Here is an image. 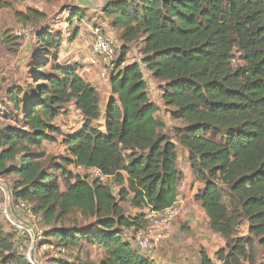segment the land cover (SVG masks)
I'll return each instance as SVG.
<instances>
[{"label": "trees", "instance_id": "trees-1", "mask_svg": "<svg viewBox=\"0 0 264 264\" xmlns=\"http://www.w3.org/2000/svg\"><path fill=\"white\" fill-rule=\"evenodd\" d=\"M101 11L125 38L142 37L140 62L163 81L161 99L183 125L172 137L153 116L157 106L140 63H125L126 47L115 60L101 114L97 90L79 65L57 58L62 34L42 25L35 31L30 82L14 80L0 96V177L16 176L12 199L31 203L47 226L45 241L66 250L56 264H79L89 249L104 254L96 264H156L125 231L144 227V207L160 211L175 201L179 145L201 183L193 198L224 240L214 258L264 264V0H107ZM68 13L70 21L83 18L77 7ZM17 14L23 22L43 19L31 8ZM76 36L77 30L69 39ZM234 50L243 64L233 66ZM67 105L80 113L81 126L62 134L66 155L46 163L42 142L54 140L59 129L52 121ZM71 165L99 168L117 194L110 184L68 170ZM122 203L137 211L125 213ZM72 213L91 221L65 224ZM242 221L248 233L240 236ZM254 238L262 248L258 256ZM6 250L5 263L30 264L24 253ZM200 258L214 264L203 250Z\"/></svg>", "mask_w": 264, "mask_h": 264}, {"label": "rangeland", "instance_id": "rangeland-1", "mask_svg": "<svg viewBox=\"0 0 264 264\" xmlns=\"http://www.w3.org/2000/svg\"><path fill=\"white\" fill-rule=\"evenodd\" d=\"M4 1L5 5L0 6V96L3 93L5 86L14 80L19 82L27 80L30 82L31 79L28 78V72L33 64L32 52L35 43V31L40 29L42 25L43 27L49 26L50 28H53V30L60 31L64 38V42L59 48L57 58L60 61H67L71 63L76 62L79 65L78 73L85 81L89 82L97 90L100 113L103 114L105 104L110 95L109 77L113 69H111V66L105 65L103 62L97 61L92 52L91 44L94 38V33L97 30L112 43L117 57L120 54L121 48L126 47L128 52L125 63L134 61L140 63V68L147 83L148 97L157 106V111L153 114V116L163 120L168 134L173 137L174 128L183 125V121L171 117L169 113L171 108L165 106L161 99L160 86L163 81L152 77L151 73L140 62L142 55L141 48L143 46L142 37L137 35L131 39L125 38L123 36V29L114 27L112 25V19L106 17L102 13L101 8L107 0ZM71 7H77L79 10H81L83 16L81 21H77L75 19L70 21L68 10ZM29 8L41 12L43 14V19L33 18L23 22L17 13L26 12ZM76 30V38L74 40L69 39L73 37ZM233 54V66L243 64V59L240 53L234 50ZM49 63H51V61ZM115 65L116 63L112 65V68H114ZM66 110V113L61 114L52 121L53 124L59 129L57 133H53L54 140L42 142L40 149L45 154L43 160L46 161V163L50 160V158H54L56 161H58L60 156L66 155L65 148L62 144V134L73 132L81 126L82 118L80 113L71 105H67ZM99 122L101 123V120ZM177 147L178 162L185 161L186 163V154L179 145H177ZM67 169L77 173V170L73 165L68 166ZM5 180L8 186L12 188L14 181L16 180V176H6ZM60 180L62 182L60 189L63 190V182L65 179ZM110 183L112 186V191L116 195L117 186L112 184L111 179ZM176 197L178 198V196ZM179 206L182 210L181 202L179 203ZM122 207L125 213L134 214L137 211L131 208L128 203H122ZM2 208L3 196L0 192V238H8V240L6 239V241L0 242V264H15L13 262L5 263L3 261L2 255H6L8 253L6 250L7 246L10 245L11 248L17 251L19 254H23L25 252V246L23 245V247H21V243L18 239L19 232L16 231L17 229L3 216L1 212ZM32 216L33 219H31L33 220L35 226L44 232L47 226L42 222L41 215L33 211ZM71 221H78L79 224L85 225L87 224V221H91V219H86L80 216L78 213H72L69 217H66L64 223L68 224ZM134 232L132 230L125 231V236L131 240L135 246L133 241ZM236 233L240 236L246 235L248 233L246 222L242 221V223L237 227ZM172 236L173 235H171V237L166 241H162L152 248L144 251L145 253L143 254H150L154 252L161 245L169 242ZM49 242L52 243L51 241ZM253 246L258 256L261 253L262 248L258 245L256 238H254ZM89 250H91L90 257L81 261L79 264H96L99 262L100 258L104 256L102 251H93L94 249ZM214 253L210 259L214 264H221L214 258ZM66 254V250L57 245H55L52 249H43L37 247L35 259L40 264H56L55 260L64 259L67 256ZM242 264L251 263L242 261ZM253 264H259V259H257V261L255 260Z\"/></svg>", "mask_w": 264, "mask_h": 264}, {"label": "built area", "instance_id": "built-area-1", "mask_svg": "<svg viewBox=\"0 0 264 264\" xmlns=\"http://www.w3.org/2000/svg\"><path fill=\"white\" fill-rule=\"evenodd\" d=\"M91 47L97 61L103 62L113 69L112 65L117 58L116 51L112 43L97 30L94 33ZM75 168L77 172L90 180L111 184V177L105 175L97 167L77 165ZM5 181L6 180L0 177V192L3 196V208L1 212L6 220L19 232L18 239L21 243V247H23V245L25 246L24 255L27 261L30 264H40L35 259L37 247L52 249L54 245L45 241L44 232L38 229L33 223V210L31 204L24 200L14 201L12 199L11 189ZM179 203L180 201L176 197L171 206L160 211L152 210L149 207L143 208L145 225L136 230L133 237L135 246L140 252L145 253L144 251L171 237L174 223L181 213Z\"/></svg>", "mask_w": 264, "mask_h": 264}, {"label": "crops", "instance_id": "crops-1", "mask_svg": "<svg viewBox=\"0 0 264 264\" xmlns=\"http://www.w3.org/2000/svg\"><path fill=\"white\" fill-rule=\"evenodd\" d=\"M181 149L187 156V150ZM177 167L182 172L177 184V199L181 202L182 210L174 223L173 236L169 242L145 255L156 264H201V250L211 258L224 242L222 237L211 231L205 211L193 198L201 183L194 179L188 159L186 163L177 161Z\"/></svg>", "mask_w": 264, "mask_h": 264}]
</instances>
